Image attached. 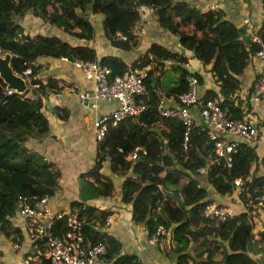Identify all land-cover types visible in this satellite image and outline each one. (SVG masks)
<instances>
[{"label": "trees", "instance_id": "16d2710c", "mask_svg": "<svg viewBox=\"0 0 264 264\" xmlns=\"http://www.w3.org/2000/svg\"><path fill=\"white\" fill-rule=\"evenodd\" d=\"M121 1H125L126 6H122ZM142 7L149 10L156 26L177 37L181 48L190 51L191 57L202 65L209 64L207 70L218 91L215 93L207 88L202 95H197L201 98L217 97L221 109L229 117H241L240 106L233 103L229 93L237 88V75L257 46L253 41L246 45L240 37L241 30L217 7L202 9L187 0H0V48L12 52L10 65L14 71L21 72L29 67L30 83L38 84L27 96L7 92L0 79V233L12 242L20 243L22 239L20 228L12 222L17 214V203H32L34 197H50L59 188V169L52 161L28 148L25 140L48 132V120L41 109L42 97L47 93H59L67 83L51 74L40 78V64L33 61L40 55L63 56L70 60L97 58L94 49L88 45H72L54 34L27 33L21 19L29 12L27 14L31 17H37L78 40H85L93 36L92 24L85 15L93 13L100 18L104 36L115 47L128 49L136 41L135 26L140 20ZM260 30L264 37V22ZM189 57L183 51L150 42L129 64L113 54L98 58L110 68L111 74L120 73L128 66L145 67L150 61L143 77L146 91L139 96L146 106L136 116L127 115L115 124H107L103 138L96 141L92 166L80 175L92 177L89 182L97 195H111L112 181L99 171L101 161L108 160L110 172L123 176L120 200L130 203V218L133 223L142 224L147 237L153 234L158 224L168 229L170 223L179 222L172 231L173 246L161 247L174 253L175 264H254L245 252V245L252 236L250 213L260 209L258 197L264 200V174L255 173L256 167L264 164L263 158L258 159L253 145L237 140L231 152V166L225 167L221 159L216 158L205 128L196 123L189 130L184 148L181 144L183 123L175 117L158 115L155 105L160 97L149 90L151 72L159 77L169 67H174L178 75L166 88V93L176 96L185 91L190 75L195 77L197 84L201 83L202 77L197 71L183 66ZM165 62L169 64L164 65ZM51 109L60 119L68 115L63 105H53ZM191 110L197 112V107ZM135 146H141L144 152H139L137 158L131 160L127 158V152ZM199 167L204 169L208 182L218 193L235 191L245 210L225 220L205 216L203 207L211 200L207 198L206 189L198 183ZM235 177L241 180L237 186L233 183ZM163 189L177 193L181 202L166 195ZM68 206L84 219L83 239L89 244H105V264H145L135 253L121 252L120 241L100 228L110 210L80 200H71ZM60 222L57 220L52 224L56 233ZM257 234L256 242L262 249L264 228ZM224 240H227L226 245L222 243ZM190 242H197L195 249H199L188 259L186 251ZM216 249H219V260L212 257ZM40 257L26 264H48ZM0 264H4L1 259Z\"/></svg>", "mask_w": 264, "mask_h": 264}, {"label": "crops", "instance_id": "0c3cea01", "mask_svg": "<svg viewBox=\"0 0 264 264\" xmlns=\"http://www.w3.org/2000/svg\"><path fill=\"white\" fill-rule=\"evenodd\" d=\"M187 1L202 9L207 8L210 3H215L216 7L222 10L224 17L241 30L240 37L246 45L251 41L252 30L247 28L242 21L243 16L247 15L249 17L254 26L253 29L260 28L264 22V11L260 5L261 0H243L242 4H234L231 0ZM121 5L126 6L125 1H121ZM87 15V19L90 20L93 27V36L85 40H78L73 36L65 34L55 26L49 25L37 17H31L27 13L24 19H21V24L29 34L34 32H42L46 35L54 34L72 45L85 44L92 47L97 58L101 55L113 54L118 56L125 64H129V62L142 54L150 42L160 43L170 50L183 51L185 54L190 55L183 66L190 71H197L202 77V82L197 84V94L202 95L207 88H211L217 93L218 87L207 70L209 64L202 65L197 59L191 57L190 51L181 48L175 35L169 33L164 28L156 26L146 7H142L140 20L135 26L136 41L128 49L115 47L104 36L99 16L93 13H88ZM129 52H133V54L129 55ZM33 62L40 64L38 69V76L40 78L51 74L63 79L67 83L59 93H47L42 97L41 109L48 120V132L41 137H27L25 140V145L28 148L37 151L44 158L52 161L60 171L58 179L59 188L52 196L48 197L47 206L55 210L68 206L71 200H80L85 204L93 205L100 209H108L110 210V213H108L110 222L103 230L120 241L121 252L135 253L145 264H175L174 253L167 252L156 244L147 242V236L142 224L132 222L130 218V203H123L120 200V183L123 176L110 172L108 160L101 161L99 171L103 176L111 179L113 186L111 195H97L89 182L92 180V177L80 175V173L85 172L92 166L95 158L96 140L92 127V118L112 109L117 103L116 100L97 99L95 100L94 107H89L88 102L83 104L77 98L76 92L91 90L93 82L85 78L82 70L74 66L68 58L40 55ZM166 64H169V62H165L164 65ZM171 64L174 65L175 63L171 62ZM150 65L149 61L144 68H148ZM258 68V59L252 54L247 65L237 75L238 86L229 93V97L233 100L234 104H239L241 109L240 115L255 122L257 129L255 141H249L242 137H237L236 139L253 145L258 159L263 158L264 162V95L256 98L249 97L250 86L257 74ZM168 70L171 72L165 76V73H162L159 77H156L154 71L151 72L149 90L154 91L160 97V102L170 106L177 103L176 96L166 93L165 90L170 84L175 82L178 71L174 67H169ZM29 92L31 95L32 90H28L25 94ZM218 97H220L219 94ZM53 105L65 106L68 110L67 117L63 119L58 118L51 109ZM191 112L194 115L195 123H198L200 121L199 115L195 110H191ZM203 170L199 171L196 177L198 183L206 189L207 198L211 201L230 206L234 213L245 210V206L238 199L235 191L230 194L218 193L216 188L208 182ZM255 173L263 175L264 164L260 163L256 167ZM128 174L129 172L126 175ZM250 219L252 236L245 245V252L254 262H262L264 261V253L257 244L256 239L258 230L264 228V210L257 209L255 212H251ZM12 222L20 228L22 239L20 243L17 242L18 250H14L11 246L14 242L12 243L9 237H5L0 233V259L4 264H22L20 260L22 254H29L31 252L30 240L26 234L23 220L19 217V219H12ZM167 238L168 231L164 247L170 248L167 244ZM171 243L173 246V234ZM195 243L197 242L189 243L190 245L186 251L188 259L191 254L199 249H195ZM222 243L226 245L227 240L222 241ZM12 252H16V254ZM212 257L215 260H219V249L213 252Z\"/></svg>", "mask_w": 264, "mask_h": 264}, {"label": "built area", "instance_id": "2783aa9c", "mask_svg": "<svg viewBox=\"0 0 264 264\" xmlns=\"http://www.w3.org/2000/svg\"><path fill=\"white\" fill-rule=\"evenodd\" d=\"M234 4H242L243 0H231ZM264 11V2L261 1ZM209 8H215V3H210ZM242 21L246 27L252 30L251 41L256 44L254 55L258 59L259 68L252 81L249 91L250 98L264 95V37L260 28H254L247 15ZM121 37L123 35L119 34ZM66 58V57H64ZM74 66L80 68L85 78L93 82L91 90L78 91L77 98L82 102H88L89 107H94L95 100L115 99L116 105L107 112L100 113L92 118V127L96 141H100L106 131L108 123L115 124L127 115L136 116L145 108V103L139 96L146 91L143 77L144 67H128L120 73L111 74L110 68L99 62V59L71 60ZM19 74L23 75L30 89H36V82L30 83V68L25 67ZM187 89L176 95L177 102L174 105H165L158 102L155 109L158 115L163 117L178 118L184 125L181 134V144L185 148L189 139V130L195 123L191 108L197 107L200 117L199 124L205 128L209 139L212 141L213 151L217 159H221L225 167H230L232 162L231 152L234 150L237 137L255 141L257 129L255 122L246 117H229L221 109L218 98H201L197 95V81L194 76L187 77ZM7 92L9 90H6ZM139 152H144L141 146H135L127 152V158H137ZM203 168L199 167L198 171ZM240 178L235 177L233 183L237 186ZM47 197L33 198V202L19 201L17 203V215L23 220L26 234L30 240L31 252L21 258V263L26 264L29 260L38 258L46 259L48 264H105L106 247L103 242L89 244L83 239L81 228L84 219L80 218L75 211L68 206L55 210L47 206ZM258 207L264 210V200L258 197ZM203 214L208 218L225 220L234 214L232 208L225 204L214 201L205 203ZM60 220V229L56 233L53 222ZM110 222L109 214L105 215L100 226L105 228ZM52 225V227H51ZM167 237V228L162 224L155 227L153 234L147 237V242L162 247ZM18 249V244H13ZM29 248V249H30ZM264 253V246L261 249ZM254 264H264L255 262Z\"/></svg>", "mask_w": 264, "mask_h": 264}, {"label": "water", "instance_id": "95a60500", "mask_svg": "<svg viewBox=\"0 0 264 264\" xmlns=\"http://www.w3.org/2000/svg\"><path fill=\"white\" fill-rule=\"evenodd\" d=\"M88 15H85V18H87ZM13 54L9 50H2L0 48V79L4 83L5 90H9L10 92H14L17 94H25L28 91V86L26 83V79L23 75L19 74L18 72L14 71L10 65V60L12 58ZM83 104H86L87 102L85 100L82 101ZM163 192L166 195H169L173 197L176 202H181L180 197L177 193L172 192L170 190L163 189ZM176 223H170L167 231H168V238H167V244L171 248L172 243V231Z\"/></svg>", "mask_w": 264, "mask_h": 264}, {"label": "rangeland", "instance_id": "374dc122", "mask_svg": "<svg viewBox=\"0 0 264 264\" xmlns=\"http://www.w3.org/2000/svg\"><path fill=\"white\" fill-rule=\"evenodd\" d=\"M27 13H29V12H27ZM29 15H30V14H29ZM96 27H98V26H96ZM128 54H129V55H132L133 52H129ZM170 72H171L170 70H168V71H167V70L164 71V73H165L164 76L167 75V74L170 73ZM175 79H176V77H175ZM26 95H27V96H30V92L27 93ZM197 174H198V173H197ZM13 219H19V216H18L17 214H15V215L13 216ZM14 221H15V220H14ZM12 243H13V242H12ZM11 246L13 247V245H11ZM13 249H14V248H13ZM14 250H18V249H14ZM12 253H13V254H16V252H12ZM22 257H23V254H22ZM22 257H21V258H22ZM20 260H21V259H20Z\"/></svg>", "mask_w": 264, "mask_h": 264}, {"label": "clouds", "instance_id": "9594fccd", "mask_svg": "<svg viewBox=\"0 0 264 264\" xmlns=\"http://www.w3.org/2000/svg\"><path fill=\"white\" fill-rule=\"evenodd\" d=\"M19 73V72H18ZM28 86V85H27ZM28 90H31L29 87H28ZM48 198V197H47ZM69 207V206H68ZM14 244V243H13Z\"/></svg>", "mask_w": 264, "mask_h": 264}]
</instances>
